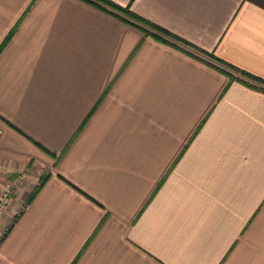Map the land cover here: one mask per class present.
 <instances>
[{
  "label": "crops",
  "instance_id": "1",
  "mask_svg": "<svg viewBox=\"0 0 264 264\" xmlns=\"http://www.w3.org/2000/svg\"><path fill=\"white\" fill-rule=\"evenodd\" d=\"M107 1L0 0V264H264V0Z\"/></svg>",
  "mask_w": 264,
  "mask_h": 264
},
{
  "label": "trees",
  "instance_id": "2",
  "mask_svg": "<svg viewBox=\"0 0 264 264\" xmlns=\"http://www.w3.org/2000/svg\"><path fill=\"white\" fill-rule=\"evenodd\" d=\"M99 1H100V3H103V4H105V5H108V6L112 7V8L115 9L117 12H120V13H122V14H124V15H128V16L131 17L134 21H137V22H139V23H141V24H143V25H147L148 27H153L156 31H159V32H161L162 34H164V35H166V36H169V37H171V38L174 39V40H177V41H179V42H183V43H184L183 40H180V39H178L177 37H174V36L170 35V34L167 33L166 31H164L163 29L158 28V27H155V26H152V25H150L148 22H146V21H144L143 19L137 17L136 15H132V14L130 13L128 7H127V8H125V7H120V6L114 5V3H111V2H109V1H107V0H99ZM210 56L213 58L214 61L218 62L219 65H223V64H225L224 62H222V60L216 58V57L213 56L212 54H210ZM217 67H218V66H217ZM229 69H230L233 73H235V74L238 75V76H237L238 78H237V77H233L229 72L226 71L227 73H229V75H231V78H232L233 80H238V81H242V82H244V83H247V81L244 79V78H246V79H249V80H252V81L258 82V83H264V80H261V79H259L258 77H255V76H253V75H250V74H248V73H246V72H244V71L242 72L241 70L236 69V68H234V67H232V66H230V65H229ZM221 70H222V69H221ZM249 84H250V83H249ZM250 86H252V85L250 84ZM252 87L256 88L255 86H252ZM262 91H264V90H262Z\"/></svg>",
  "mask_w": 264,
  "mask_h": 264
},
{
  "label": "built area",
  "instance_id": "3",
  "mask_svg": "<svg viewBox=\"0 0 264 264\" xmlns=\"http://www.w3.org/2000/svg\"><path fill=\"white\" fill-rule=\"evenodd\" d=\"M10 192L11 189L8 188L0 195V210L7 205Z\"/></svg>",
  "mask_w": 264,
  "mask_h": 264
},
{
  "label": "rangeland",
  "instance_id": "4",
  "mask_svg": "<svg viewBox=\"0 0 264 264\" xmlns=\"http://www.w3.org/2000/svg\"><path fill=\"white\" fill-rule=\"evenodd\" d=\"M138 24V23H137ZM141 26H143L142 24H141ZM159 32V31H158ZM161 33V32H160ZM248 83H250L252 86H255L257 89H259V90H264V83H258V82H255V81H252V80H249V79H246V78H244ZM4 192V191H3ZM2 192V193H3ZM1 193V194H2ZM0 194V195H1Z\"/></svg>",
  "mask_w": 264,
  "mask_h": 264
}]
</instances>
